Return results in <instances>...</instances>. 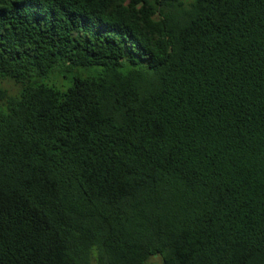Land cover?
<instances>
[{
	"label": "trees",
	"instance_id": "16d2710c",
	"mask_svg": "<svg viewBox=\"0 0 264 264\" xmlns=\"http://www.w3.org/2000/svg\"><path fill=\"white\" fill-rule=\"evenodd\" d=\"M0 264H264V0H0Z\"/></svg>",
	"mask_w": 264,
	"mask_h": 264
},
{
	"label": "rangeland",
	"instance_id": "374dc122",
	"mask_svg": "<svg viewBox=\"0 0 264 264\" xmlns=\"http://www.w3.org/2000/svg\"><path fill=\"white\" fill-rule=\"evenodd\" d=\"M6 84H8V86H5V88L9 89L11 92V94H19L20 93V89L16 86V84L11 81V80H5ZM47 83V82H45ZM156 262L161 263V260L159 258L155 259Z\"/></svg>",
	"mask_w": 264,
	"mask_h": 264
}]
</instances>
